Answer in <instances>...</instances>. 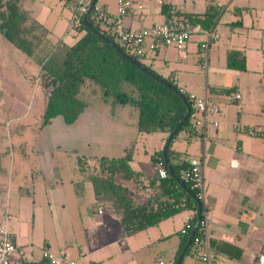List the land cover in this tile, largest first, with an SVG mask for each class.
I'll use <instances>...</instances> for the list:
<instances>
[{"label": "crops", "instance_id": "crops-1", "mask_svg": "<svg viewBox=\"0 0 264 264\" xmlns=\"http://www.w3.org/2000/svg\"><path fill=\"white\" fill-rule=\"evenodd\" d=\"M79 1L18 3L45 31L46 41L72 46L76 33L68 24ZM95 5L116 16L117 0H96ZM209 8L218 14L208 30L207 49L201 48L203 32L191 35L184 52L167 46L150 51L147 39L141 59L185 95L206 96L218 107L210 116L217 124L206 128L205 140L183 131L171 150L188 161L202 160L200 202L216 264H256L264 246V0H148L141 11L121 20L125 28L138 30L204 15ZM230 57L243 61L245 70L228 68ZM234 93L240 98L233 99ZM65 95L66 105L45 88L31 144L15 143L7 166L0 164V224L9 215L7 231L23 252L12 254L10 263L47 264L43 251L65 249L75 264H175L185 246L181 230L194 212L182 209L126 235L119 217L96 200L85 169L100 158L128 159L140 185L124 184L144 203L155 194L149 184L158 170L152 155L163 149L165 134H140L136 111L112 104V97L88 78L73 95ZM179 264L204 263L190 246Z\"/></svg>", "mask_w": 264, "mask_h": 264}, {"label": "trees", "instance_id": "trees-1", "mask_svg": "<svg viewBox=\"0 0 264 264\" xmlns=\"http://www.w3.org/2000/svg\"><path fill=\"white\" fill-rule=\"evenodd\" d=\"M73 14L78 21L74 30L76 42L72 46L61 41L51 44L45 40V31L42 27L30 20L18 0H0V35L37 65L39 77L45 82L49 93L57 94L62 104L68 103L65 94L73 95L81 81L88 78L103 90L104 95L112 97V104L128 105L136 111V126L140 134L161 132L165 134L166 140L186 112L187 106L179 97L181 94L179 88L170 78H163L153 72L141 58L121 45L112 34L109 25L102 24L94 11L87 18L89 26L115 43L122 52L141 67L163 79L169 86L153 80L103 39L88 30L82 20L85 13H79L78 6ZM217 14L218 10L209 8L204 15L186 16L180 22L165 24L174 30H184L187 26L198 25L203 31H208L211 30ZM239 62L241 68L238 66ZM228 68L245 70L244 62L233 57L228 60ZM183 96L190 107L188 95ZM48 104L51 107V103ZM183 131L190 135L195 134L190 116L172 137L166 153L168 165L179 180L180 170L187 168L189 162L182 155L174 154L171 144ZM152 161L158 165V169L161 167L165 170L166 176L160 178L157 174L156 179L149 181L150 186L155 189V194L144 203L138 201L124 184V181L131 180L135 186L140 185L139 174L132 171L128 159L100 158L96 161L97 165L93 167V171L85 168L87 175H90L96 200L119 217L120 227L126 235L153 226L182 209H191L194 212L192 220L188 222L191 227L196 220L195 199L200 201L198 189L180 180L189 189L190 192H187L176 182L164 164L162 150L152 155ZM190 231L184 233L182 247L186 244ZM199 232L197 228L194 235H199Z\"/></svg>", "mask_w": 264, "mask_h": 264}, {"label": "built area", "instance_id": "built-area-1", "mask_svg": "<svg viewBox=\"0 0 264 264\" xmlns=\"http://www.w3.org/2000/svg\"><path fill=\"white\" fill-rule=\"evenodd\" d=\"M87 0H80L78 3L79 13H86L88 8ZM148 0H117V12L116 16L111 18L105 13L100 11L96 5L93 8L95 14L98 15L102 24L109 25V28L116 38V40L123 46H125L131 53L141 58L145 56L143 45L147 39L151 41L149 50L154 51L160 46L174 47L180 52H184L190 37L194 33L203 32L206 35V40L202 42L201 48L207 49L208 43L211 40L212 34L208 31H203L198 25L187 26L184 30H174L165 23H154L149 28L129 30L124 27L122 23V17L129 13L141 11L144 7V3ZM218 1V0H209ZM76 15L71 17L68 29L74 31L77 27ZM175 84V83H174ZM180 93H183L181 89ZM233 99H239L240 96L236 93L232 95ZM188 99L191 103L190 117L192 119L193 132L196 135H200L202 140H205V131L209 125L216 126V120L210 118L218 112V107L209 102L207 97H196L195 95H188ZM256 130H250L248 134L250 136L256 135ZM188 167L181 169L179 178L184 183H189L192 188L198 189L199 199L202 195L203 189V173H202V160L200 158H191L188 161ZM157 174L160 178L166 176V172L161 167L158 169ZM98 213L101 214L102 210L98 209ZM9 219V215L5 216V222L0 224V264H11L10 257L15 252L23 255V252L18 250L17 246L13 243L6 228V221ZM207 220L204 216H201L198 224L199 235H194L191 243L193 247V254L204 264H216V256L211 250L208 244L207 235ZM192 229L191 224L186 223L181 233L184 234L188 230ZM42 256L47 264H75V261L70 258L69 253L65 249L59 250L57 253L49 251H43ZM257 264H264V246L256 258ZM157 264H164L159 261Z\"/></svg>", "mask_w": 264, "mask_h": 264}, {"label": "rangeland", "instance_id": "rangeland-1", "mask_svg": "<svg viewBox=\"0 0 264 264\" xmlns=\"http://www.w3.org/2000/svg\"><path fill=\"white\" fill-rule=\"evenodd\" d=\"M201 54L204 56L205 53L202 51ZM190 57L195 59L194 55ZM45 88L37 65L0 35L1 165L7 166L15 143L31 144L36 134L34 131L41 122L37 111ZM27 124L29 128L26 131ZM96 165L97 162H94L88 166L89 170L93 171Z\"/></svg>", "mask_w": 264, "mask_h": 264}, {"label": "water", "instance_id": "water-1", "mask_svg": "<svg viewBox=\"0 0 264 264\" xmlns=\"http://www.w3.org/2000/svg\"><path fill=\"white\" fill-rule=\"evenodd\" d=\"M96 4V0H90L89 4H88V8L87 11L85 13V15L83 16L82 20L84 25L88 28V30H90L91 32H93L94 34H96L98 37H100L101 39H103L105 41V43H107L110 47H112L113 49H115L118 53H120L123 57H125L131 64L137 66L143 73L147 74L149 77H151L153 80L165 85V86H169L163 79H161L160 77L156 76L155 74H153L152 72L148 71L146 68L141 67L137 62H135L132 58H130L127 54H125L124 52L121 51V49L113 42H111L110 40H108L107 38H105L100 32L96 31L94 28H92L91 26H89L88 22H87V18L88 16L91 14V12L93 11V8ZM179 97L181 98V100L183 101V103H185L186 107V112L185 115L183 116V118L179 121V123L176 125V127L172 130V132L167 136L163 149H162V154H163V160H164V164L166 165V168L169 171V174L176 180V182L181 185L187 192H190L189 189H187L186 186H184L180 180L174 175V173L171 171L169 165H168V161L166 158V153H167V149L169 146V143L172 139V137L174 136V134L179 130V128L185 123V121H187V119L190 116V112L191 109L188 106V103L186 101V98L182 95L179 94ZM196 205H197V213H196V220L194 222V225L188 235L187 241L185 246L183 247V250L181 252V254L178 257V260L175 264H179L183 254L185 253V251L187 250V248L189 247L191 240L198 228V224H199V220L201 218V214H202V208H201V202L196 200Z\"/></svg>", "mask_w": 264, "mask_h": 264}]
</instances>
